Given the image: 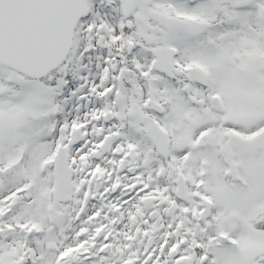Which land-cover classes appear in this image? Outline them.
I'll return each mask as SVG.
<instances>
[{
	"label": "snow or ice",
	"instance_id": "snow-or-ice-1",
	"mask_svg": "<svg viewBox=\"0 0 264 264\" xmlns=\"http://www.w3.org/2000/svg\"><path fill=\"white\" fill-rule=\"evenodd\" d=\"M0 264H264V0H0Z\"/></svg>",
	"mask_w": 264,
	"mask_h": 264
}]
</instances>
